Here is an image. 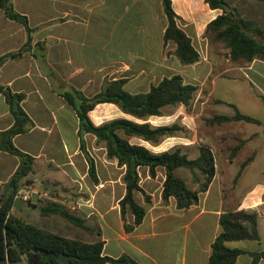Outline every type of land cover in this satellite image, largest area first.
I'll return each mask as SVG.
<instances>
[{
	"label": "rangeland",
	"instance_id": "rangeland-1",
	"mask_svg": "<svg viewBox=\"0 0 264 264\" xmlns=\"http://www.w3.org/2000/svg\"><path fill=\"white\" fill-rule=\"evenodd\" d=\"M264 3V0H259ZM229 10H233L238 17L241 13L233 8L234 0H228ZM77 8H74L75 6ZM140 4L136 0H116L114 10L107 6V0H15L16 11L26 15L33 27V37L36 44V52L33 60V70L30 74L35 84L43 86L50 103L44 99L43 107L49 108L52 117H57L56 129L51 130V150L59 147L67 148L71 152L79 148L77 137L78 119L74 110L60 96V93L69 92L73 89L82 91L87 97H92L100 92L106 83L111 81H125L124 89L130 93H146L151 86L158 84L165 77L181 75L185 82L197 86L198 92L194 101L189 106H168L163 109L160 117H152L147 122L153 127L177 126L175 136L164 138L160 145L153 146L138 139H132V143H141L155 153L171 151L181 147L190 159L199 156L200 147H208L216 158V164L230 166L236 165L237 169H243L252 159L249 140V130H260L262 126L245 122L232 121L222 125L212 124L210 121L216 115L234 116L235 110L229 106L234 104L245 115L264 122V85L248 74L253 79V85L249 79L238 75H231L229 79L220 76L223 67L233 69L235 66H247L252 62L226 61L229 50L225 44L216 39L214 34L207 35L203 39H192L193 45L200 54V61L193 65H183L176 57V47L173 43L164 44L159 38V19L167 23L163 6H152L149 11L138 13ZM71 10L68 20L77 25V30L63 27V32L69 39H75L76 45L72 46V53L66 54V59L61 58L58 52V36L61 34L58 28L63 23L62 12ZM260 18L254 22L260 31L264 32V11L257 13ZM244 15V14H243ZM149 23V39H133L125 33L126 27L134 24L135 30L143 25L144 19ZM245 20L250 21L249 13L244 15ZM43 19V20H42ZM158 19V20H157ZM154 22L155 25H154ZM159 22V23H158ZM19 30H23L21 24H17ZM112 25L118 27V34L111 46L110 29ZM163 24H161L162 27ZM130 26V25H129ZM264 41V34L257 35ZM44 39V41H39ZM38 45L44 46L40 51ZM75 47V48H73ZM40 53H43V58ZM262 61V62H259ZM263 60H257L255 71L258 72ZM23 64H26L24 62ZM258 66V67H257ZM264 67V66H263ZM41 71V74L38 71ZM81 68V69H80ZM81 70L79 73L76 71ZM242 71V70H240ZM83 72V73H82ZM264 77V72L260 73ZM13 71L0 74V81L8 82ZM264 80V79H263ZM264 83V82H263ZM20 83L15 85L19 88ZM46 95V96H47ZM47 103V104H46ZM24 110L30 109L26 105ZM37 112L38 109H33ZM95 125H101L117 118H131L125 116L113 104H100L90 113ZM37 118V117H36ZM132 119V118H131ZM261 125V124H260ZM264 125V124H263ZM60 138L59 141H57ZM26 136L17 139L16 147L23 151ZM87 149L96 162L100 183L103 188L98 192L89 176L85 178L84 187H63L60 183L33 182L24 179L21 188L27 185L34 186L39 195L33 196L28 202L21 203L23 207H14L10 215L21 219L23 222L45 229L53 234L65 238L82 240L88 243L102 240L100 219L89 216L88 210L91 203L105 201L107 189L106 181H113L115 185V204L121 198L120 182H123L124 168L117 165L116 161L109 160L105 151V143H98L92 135L86 136ZM246 143H248L246 145ZM239 149L236 154L235 150ZM260 160L264 163V150L260 154ZM50 171L54 167L50 166ZM142 176L148 169H142ZM161 171V170H160ZM85 172V169H84ZM88 172V171H87ZM60 180L58 173L51 172ZM183 175L189 180L193 177V186H197L196 179L204 178L196 170H185ZM59 175V176H58ZM198 177V178H197ZM237 179V176L235 180ZM144 180V181H143ZM61 181V180H60ZM161 182V176L157 182ZM145 187L143 177L140 184ZM156 181L155 185L158 183ZM231 186L226 185L225 190L230 191ZM47 194L48 197H43ZM136 196L139 193L136 192ZM50 205H57L76 217L85 220L90 230L78 228L60 215H43L42 209ZM86 211L87 213H85Z\"/></svg>",
	"mask_w": 264,
	"mask_h": 264
},
{
	"label": "trees",
	"instance_id": "trees-1",
	"mask_svg": "<svg viewBox=\"0 0 264 264\" xmlns=\"http://www.w3.org/2000/svg\"><path fill=\"white\" fill-rule=\"evenodd\" d=\"M205 2L212 10L223 12L207 25L206 34H214L216 39L225 44L231 61L253 62L264 59V41L257 37L264 32L260 31L254 22L237 17L233 10L228 9L230 5L227 0H205ZM162 6L167 19V27L163 35L164 44L175 45V54L181 64L198 63L200 54L193 45L192 39L179 27L180 17L173 8L172 0H162ZM0 9L7 19L21 24L28 38H31L33 28L29 18L15 10L12 0H0ZM26 47L27 45L23 49ZM19 55L20 51L0 57V67L9 58ZM124 84L123 80L108 82L92 97H87L82 91L76 89L60 93V96L72 107L78 118L80 151L88 164V176L94 185L98 186L100 179L96 162L87 149V135L94 136L98 143H105L107 158L116 161L119 167L124 168L122 180L126 193L120 200L119 206L124 221L127 213H131L135 218L133 225L125 223V229L128 232L139 226L146 215V208L140 206L134 198L135 192H141L148 200L140 185L141 169H148L151 178H156L159 168L165 169L163 200L167 202L170 198H174L177 201V207L182 210L197 204L199 194L204 192L212 182L216 174V158L208 147H200L199 156L196 159H190L181 147L155 153L141 143L131 142L132 139H138L157 146L164 138L175 136L178 131L177 126L153 127L147 121L152 117H160L163 109L168 106H189L198 92L197 86L186 83L178 74L165 77L158 84L151 86L146 93H130L124 89ZM0 93L4 94L16 120V124L9 131L0 133V137L5 139L4 151L19 159V167L8 184L9 194L0 203V264H61L58 259L62 254L70 257L71 264H137L126 256L119 259L104 256L103 240L88 243L65 238L10 215L17 204L15 194L23 180L33 172L35 160L19 150L14 145L13 139L28 133L34 127V122L21 106L25 95L13 93L11 89L3 86H0ZM100 104H113L121 113L132 119L122 117L95 125L90 113ZM229 106L235 110L234 116L216 115L210 122L217 125L232 121L262 124L259 120L243 114L236 105L230 103ZM238 150L234 151L235 154ZM248 164H244V167ZM180 168L198 170L202 174L204 183L200 185L198 191L189 189L185 181L176 175V170ZM42 213L45 216L60 215L74 226L90 230L84 219L76 217L57 205L44 207ZM258 222L259 217L256 212L242 210L222 214L221 233L212 245L209 264H235L243 252L227 247V243L243 240L260 241ZM34 248L41 249L48 253V256L34 252ZM252 256L251 264H259L264 258V251Z\"/></svg>",
	"mask_w": 264,
	"mask_h": 264
},
{
	"label": "crops",
	"instance_id": "crops-1",
	"mask_svg": "<svg viewBox=\"0 0 264 264\" xmlns=\"http://www.w3.org/2000/svg\"><path fill=\"white\" fill-rule=\"evenodd\" d=\"M50 1L48 0V2ZM12 2L15 8V0H12ZM172 2L175 12L180 17L178 21L179 27L191 39H203V41H206L207 38L202 37L206 32L207 25L223 13L221 10H212L205 0H172ZM136 3L140 4L138 13H143L144 16L145 12L149 11L153 5L162 6V0H136ZM115 5L116 0H107V6L111 8V11L114 10ZM74 8H77V6ZM233 8L241 13L242 17L249 13L250 21L256 22L260 18L257 13L264 11V3L259 0H234ZM70 13H72L70 9L62 12L64 21L58 27L61 31L57 39L58 52L62 55L61 58L63 57L64 59L67 57L66 54L73 52L72 46L76 45V41L67 37L65 32H63V27L68 26L73 31L78 32L77 28H75L78 24L73 25L67 18ZM161 16L160 13L158 16L160 21V23L158 22L160 24L159 38L163 39L167 23L164 25V19ZM17 24V22L7 19L0 9V57L20 51L19 56L9 58L0 67V74L4 71L7 73L8 69L10 73L11 70L13 71L10 80H7L8 82L0 81V86L11 89L13 93L25 95L21 106L23 109V105L29 107L31 112L28 110L24 111L34 122V127L28 133L18 135L13 139V143L16 146L17 139L21 136H26L24 141L25 148L22 152L35 159L33 172L25 179L33 182H61L63 187L68 188L84 187L85 178L88 176V164L80 151V146L71 152L67 148L61 149L59 144H57L58 148L51 150L50 135L51 130L56 129L58 124L57 117H52L47 106L46 110H44L42 106L44 99L47 103H50L46 90H44L43 86L35 84L30 76L34 67L33 60L37 42H34L33 37L29 39L25 28L23 27L24 31H21ZM161 24H163L162 27ZM129 25L126 27L125 33L122 32V35H127L132 39L133 37L149 39L151 35L148 28L149 23L145 19L143 25H139L138 30H135L134 24L130 23ZM109 33L111 46L113 47L115 36L118 34V27L112 25ZM39 41H44V39ZM26 45L27 47L23 49ZM38 48H40V51L46 49L42 45H38ZM40 55L43 58L45 57L43 53H40ZM228 58L226 61H230L229 56ZM256 61L247 64L245 68L240 65L235 66L233 69L223 67L220 76L224 79H229V76L238 75L242 72L241 75L249 79L252 85L253 79L249 78L248 74L254 75L264 85V77L260 74L264 72V65L257 66L261 70L256 72ZM24 62L26 64H23ZM80 69L75 73H79ZM38 71L41 74L39 68ZM18 83H20L19 88L14 89ZM35 108L38 110L33 115V109ZM15 124L16 120L11 113L10 106L4 94L0 93V133L9 131ZM263 124H254L262 126L261 129L249 130L250 135L246 138L249 140L248 143L253 158L249 164L242 170L237 169L236 165L233 164L230 166L220 165V163L216 164V174L212 182L204 192L199 194L198 203L188 209H179L174 198H170L167 202L163 200L165 169L159 168L156 178H151L149 171L142 176L144 171L141 169L140 178L143 179L144 177L146 186L144 187L142 182L140 185L148 200L141 192H138L139 196H136L135 192L134 198L140 206L146 208V215L142 223L131 231H126L125 223L133 225L135 218L131 213H127L125 222L119 206L120 200L126 193L125 184L120 182L122 196L115 204L113 201L114 182L106 181L107 195L105 196V201L89 202V208L91 209L87 211L89 214L87 217L96 216L100 219L102 240L105 243L103 255L113 259L126 256L137 264H209L212 245L221 233V215L228 211L244 210L258 214L260 241L243 240L229 242L227 247L243 252L235 264H251L253 261L252 255L264 251V163L259 157L264 150ZM59 140L60 138L57 141ZM4 146L5 139L0 137V203L7 198L9 194L8 184L19 167V159L5 152ZM51 165L54 169L50 171ZM185 170L189 169H177L176 175L185 181L189 189L198 191L200 185L204 183L203 179L197 177V186H193L192 175H190L189 180L183 176ZM52 171L60 175L61 181L57 176L52 175ZM190 172L192 171L190 170ZM239 172L240 176H238ZM160 176L161 182H157ZM236 176L237 179L235 180ZM155 181L158 183L157 186L154 183ZM226 185L231 186L228 192L225 190ZM94 187L99 192L100 188H103V183L98 186L94 185ZM16 207L21 208L23 205L17 203ZM84 212L87 213L86 211ZM259 264H264V258L260 260Z\"/></svg>",
	"mask_w": 264,
	"mask_h": 264
},
{
	"label": "built area",
	"instance_id": "built-area-1",
	"mask_svg": "<svg viewBox=\"0 0 264 264\" xmlns=\"http://www.w3.org/2000/svg\"><path fill=\"white\" fill-rule=\"evenodd\" d=\"M39 195V192L37 189L32 185H27L24 188H21L17 191L15 194V201L18 204L26 203L28 202L33 196ZM43 197H48L47 194H42Z\"/></svg>",
	"mask_w": 264,
	"mask_h": 264
},
{
	"label": "water",
	"instance_id": "water-1",
	"mask_svg": "<svg viewBox=\"0 0 264 264\" xmlns=\"http://www.w3.org/2000/svg\"><path fill=\"white\" fill-rule=\"evenodd\" d=\"M33 251L41 253L42 256H48V253L43 252L41 249L34 248ZM58 260L61 264H71L70 257L64 254H62Z\"/></svg>",
	"mask_w": 264,
	"mask_h": 264
}]
</instances>
